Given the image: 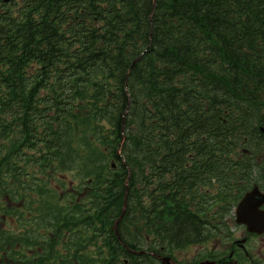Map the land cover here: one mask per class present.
<instances>
[{
	"label": "trees",
	"instance_id": "16d2710c",
	"mask_svg": "<svg viewBox=\"0 0 264 264\" xmlns=\"http://www.w3.org/2000/svg\"><path fill=\"white\" fill-rule=\"evenodd\" d=\"M257 154L264 0L0 11V264L30 247L46 264H131L113 228L125 201L127 248L182 243L206 206L231 210Z\"/></svg>",
	"mask_w": 264,
	"mask_h": 264
},
{
	"label": "flooded vegetation",
	"instance_id": "af4514ba",
	"mask_svg": "<svg viewBox=\"0 0 264 264\" xmlns=\"http://www.w3.org/2000/svg\"><path fill=\"white\" fill-rule=\"evenodd\" d=\"M260 183L263 185L257 187L262 196H256L254 203L263 200L258 209L264 215V180ZM210 205L212 212L203 210L193 223L194 235L182 243H163L158 235L151 241L146 237L144 250L119 243L131 254V264H264V220L251 231L246 223H237L236 208L225 211L221 203ZM25 254L27 264L47 263L46 256L31 247ZM123 264H129V260L124 259Z\"/></svg>",
	"mask_w": 264,
	"mask_h": 264
},
{
	"label": "water",
	"instance_id": "95a60500",
	"mask_svg": "<svg viewBox=\"0 0 264 264\" xmlns=\"http://www.w3.org/2000/svg\"><path fill=\"white\" fill-rule=\"evenodd\" d=\"M8 0H5L7 2ZM260 196L256 189L247 193L244 198L241 200L237 207V223H246L249 230L256 231L257 225L260 221L264 220V215L262 211L258 210V206L263 203V200H260L255 204L256 196ZM125 209V203L124 208ZM123 216V212L118 220ZM261 224V223H260Z\"/></svg>",
	"mask_w": 264,
	"mask_h": 264
},
{
	"label": "rangeland",
	"instance_id": "374dc122",
	"mask_svg": "<svg viewBox=\"0 0 264 264\" xmlns=\"http://www.w3.org/2000/svg\"><path fill=\"white\" fill-rule=\"evenodd\" d=\"M9 6H10V2L9 3H7V4H1L0 3V11L2 12V10L4 11V10H6V9H8L9 8ZM255 175H256V181H263L264 180V160H263V158L262 157H257L256 158V166H255ZM255 186H259V185H263V184H258V183H256V184H254ZM205 207V206H204ZM211 205H209V206H206V209L207 208H210V211H207V213H211L212 212V209H211ZM22 214L23 215H25V213L24 212H22ZM8 229H10V226L8 225V226H6ZM15 227H17V226H15ZM15 227H12V228H14V230H16V228Z\"/></svg>",
	"mask_w": 264,
	"mask_h": 264
}]
</instances>
